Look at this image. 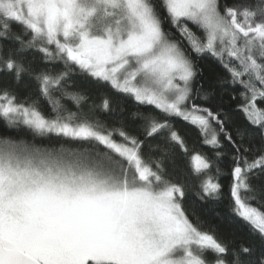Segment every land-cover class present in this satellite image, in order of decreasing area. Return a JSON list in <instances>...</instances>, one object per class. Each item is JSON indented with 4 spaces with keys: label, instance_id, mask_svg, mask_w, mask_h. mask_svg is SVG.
<instances>
[{
    "label": "snow or ice",
    "instance_id": "1",
    "mask_svg": "<svg viewBox=\"0 0 264 264\" xmlns=\"http://www.w3.org/2000/svg\"><path fill=\"white\" fill-rule=\"evenodd\" d=\"M206 56L228 111L197 80ZM78 76L133 107L94 119L117 113L107 95L89 105ZM0 119V264H264V0H0ZM177 120L208 153L189 152ZM20 125L73 146L9 134ZM175 149L201 200L219 198L228 160L229 215L249 239L190 218Z\"/></svg>",
    "mask_w": 264,
    "mask_h": 264
},
{
    "label": "trees",
    "instance_id": "2",
    "mask_svg": "<svg viewBox=\"0 0 264 264\" xmlns=\"http://www.w3.org/2000/svg\"><path fill=\"white\" fill-rule=\"evenodd\" d=\"M167 27V26H166ZM197 63V80L203 84L205 88H209L211 85L215 90V100L219 101L223 97V107L225 111L229 109V97L231 94V86H218L215 81L218 76L223 75V71L220 66L211 58L203 57L196 61ZM74 88L86 93L89 97L87 103L89 105L99 106L102 98L107 95L113 102V107L116 110L117 115L104 113L99 107L96 108L92 114L94 119H100L102 121H108L109 123L119 118V111L121 109H131L133 107L130 98L116 94L107 86L100 87L90 80L76 77L73 81ZM18 91V97L23 100L29 96L35 94V88L32 84L25 82L20 86ZM69 107H72L70 102H67ZM41 111L45 115L49 114L47 105H40ZM239 118L236 115H232V121H237ZM176 129L184 136L189 152L198 151L201 153H208L207 146L202 145L200 137L197 131L187 125L185 122L177 120L174 122ZM232 124H229L231 127ZM5 125L2 119H0V133L4 132ZM9 134L23 137L27 140H35L37 143L47 144L49 139L52 141L60 140L65 142L67 146H73L72 142L66 141L65 138L56 137L53 134L49 136L41 137L31 132L25 126L20 125L18 128L10 129ZM258 146V145H257ZM227 151V150H226ZM188 157L182 155L179 149H175L174 160L169 163V173L171 179L187 185L186 198L184 201L185 208L188 211V215L194 221L199 218L200 224L204 229L214 230L216 235L220 238L235 240L239 243L241 240L249 239L247 231V225L236 217L229 215V203L230 193L229 186L231 183L230 177L227 175L228 160L223 161V171L225 175L220 177V183L222 190L218 199L201 200L196 195V188L194 186L191 173L188 168Z\"/></svg>",
    "mask_w": 264,
    "mask_h": 264
}]
</instances>
